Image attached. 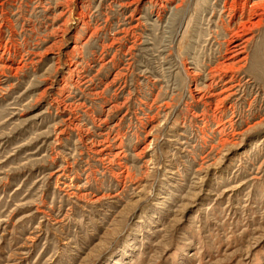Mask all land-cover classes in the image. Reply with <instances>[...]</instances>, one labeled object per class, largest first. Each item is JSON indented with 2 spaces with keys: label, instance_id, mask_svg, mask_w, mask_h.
<instances>
[{
  "label": "rangeland",
  "instance_id": "rangeland-1",
  "mask_svg": "<svg viewBox=\"0 0 264 264\" xmlns=\"http://www.w3.org/2000/svg\"><path fill=\"white\" fill-rule=\"evenodd\" d=\"M184 1L0 0V264H264V27L215 113Z\"/></svg>",
  "mask_w": 264,
  "mask_h": 264
},
{
  "label": "bare ground",
  "instance_id": "bare-ground-1",
  "mask_svg": "<svg viewBox=\"0 0 264 264\" xmlns=\"http://www.w3.org/2000/svg\"><path fill=\"white\" fill-rule=\"evenodd\" d=\"M139 1L135 0V2ZM184 2V0H179L176 3L175 9L178 11L184 5ZM219 23L223 26V34L220 31V26L219 30L215 33L216 35L222 34L223 41L215 42L218 44V48L215 51L217 52V56L214 58L216 60L212 59L206 64L208 69L206 75L207 81L203 82L200 86H196L194 89L201 96V99L208 100L205 102L208 108L214 105L215 113H218L217 111L221 105L229 97L233 96V90L241 87V84L235 83L237 76H231L227 83L230 84L229 87H224L225 89L221 92H214L218 84L225 78V75L240 74L248 65L255 62L254 55L250 56L249 47L254 42L253 32L264 27V3L254 2L249 5L248 0L244 2L242 0H224ZM212 38L216 39L213 36ZM255 73L251 71L247 75H254ZM254 77L256 76L254 75ZM213 117L215 120L216 115ZM220 121L218 120V127H222Z\"/></svg>",
  "mask_w": 264,
  "mask_h": 264
}]
</instances>
